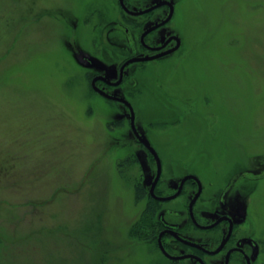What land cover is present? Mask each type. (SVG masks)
Wrapping results in <instances>:
<instances>
[{"label": "rangeland", "instance_id": "374dc122", "mask_svg": "<svg viewBox=\"0 0 264 264\" xmlns=\"http://www.w3.org/2000/svg\"><path fill=\"white\" fill-rule=\"evenodd\" d=\"M174 1L187 50L136 75L139 127L169 191L196 173L204 204L264 227V0ZM121 15L118 0H0V264H169L136 241L147 227L130 235L147 202L135 183L148 188L155 163L82 61Z\"/></svg>", "mask_w": 264, "mask_h": 264}, {"label": "flooded vegetation", "instance_id": "af4514ba", "mask_svg": "<svg viewBox=\"0 0 264 264\" xmlns=\"http://www.w3.org/2000/svg\"><path fill=\"white\" fill-rule=\"evenodd\" d=\"M133 1L124 0L123 5L118 0L121 19L108 20L100 41L96 42L98 49L84 52L86 55L82 61L87 67L89 88L97 96L119 106L128 120L132 142L146 150L155 163L154 179L158 171L157 161L141 138L146 139L157 151L162 165L155 187L158 197L176 194L182 179L189 175L196 176L202 184V191L192 205L199 189V182L194 178L187 179L181 193L168 200L155 198L150 193L151 184L148 188L144 186L145 208L150 198L155 201V221L146 233L147 239L136 241L143 244L152 241L155 250L169 264H264V227L260 228L259 219L254 214L245 213L240 206H223L222 203L219 207L218 204L214 206L212 195L209 203L204 204L205 188L196 173L182 176L173 191H169L168 184L163 180L164 164L158 146L152 143L138 124V110L132 101L134 84L140 69L146 68L147 64H159L179 51L184 53L187 43L186 38L178 33L180 27L177 19L180 15L177 14L178 5L174 0H146L140 8H135L137 6ZM162 1L172 3L173 7L166 3L159 4ZM76 19H71L75 23V32L79 30ZM124 120L114 123L119 127ZM114 145L117 143L110 147L117 149ZM134 160L138 162V159ZM181 197L185 198V202L180 207H166Z\"/></svg>", "mask_w": 264, "mask_h": 264}, {"label": "trees", "instance_id": "16d2710c", "mask_svg": "<svg viewBox=\"0 0 264 264\" xmlns=\"http://www.w3.org/2000/svg\"><path fill=\"white\" fill-rule=\"evenodd\" d=\"M137 161L134 160L131 156H126V158H124V160H122V162L120 163L121 165H130L131 163H136ZM135 193H136V200L140 201L142 200L145 195H146V189L143 185V182L140 180H137V182L135 183ZM154 200L152 198H150V202L148 203L147 207L144 208L142 214H141V219L139 221V223L130 231V235L133 236L134 238H143L139 232H137V228L139 226L141 231L142 228H146L149 231L151 226L154 224L155 221V214H156V207L154 205Z\"/></svg>", "mask_w": 264, "mask_h": 264}, {"label": "water", "instance_id": "95a60500", "mask_svg": "<svg viewBox=\"0 0 264 264\" xmlns=\"http://www.w3.org/2000/svg\"><path fill=\"white\" fill-rule=\"evenodd\" d=\"M121 1H122V4L124 5V0H121ZM165 3H166V4H170L171 7H173V6H172V3L168 2V1H162V2L159 3V4H165ZM135 13H141V12H135ZM171 15H172V12H171L170 16H171ZM170 16H169V17H170ZM144 59H148V58H144ZM135 60H136V59H135ZM129 62H132V60H130ZM129 62H128V63H129ZM133 114H134V113H133ZM132 119H134V116H132ZM141 141H143V143H145L146 146L149 148V150L153 153V155H154V157H155V159H156V161H157V165H158L157 175H156L155 179H154V180L152 181V183H151L150 193H151L153 196H155V198H157V199H161V200L172 199V198L176 197L177 195H179V194L181 193L182 188H183V185H184V183H185V181H186L187 179H189V178H194V179L198 180V182H199V189H198V192L196 193V195H195L193 201L191 202V205H192V204L196 201V199L198 198V196L200 195V193H201V191H202V184H201L200 180H199L196 176H193V175L186 176V177H184V178L182 179V181H181V183H180V185H179V187H178V191L176 192V194H174V195H172V196H169V197H158V196L155 194V187H156V185H157V183H158V180H159L160 175H161V170H162L161 160H160V157H159L157 151L154 149V147H153V146H152V145H151L146 139L141 138Z\"/></svg>", "mask_w": 264, "mask_h": 264}]
</instances>
